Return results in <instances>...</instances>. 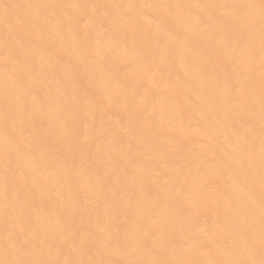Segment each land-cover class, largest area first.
Segmentation results:
<instances>
[{
  "label": "bare ground",
  "instance_id": "1",
  "mask_svg": "<svg viewBox=\"0 0 264 264\" xmlns=\"http://www.w3.org/2000/svg\"><path fill=\"white\" fill-rule=\"evenodd\" d=\"M264 0H0V264H260Z\"/></svg>",
  "mask_w": 264,
  "mask_h": 264
},
{
  "label": "snow or ice",
  "instance_id": "2",
  "mask_svg": "<svg viewBox=\"0 0 264 264\" xmlns=\"http://www.w3.org/2000/svg\"><path fill=\"white\" fill-rule=\"evenodd\" d=\"M260 264H264V260H262V261L260 262Z\"/></svg>",
  "mask_w": 264,
  "mask_h": 264
}]
</instances>
